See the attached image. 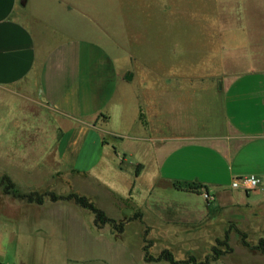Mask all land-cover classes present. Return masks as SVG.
I'll use <instances>...</instances> for the list:
<instances>
[{
  "label": "crops",
  "instance_id": "crops-1",
  "mask_svg": "<svg viewBox=\"0 0 264 264\" xmlns=\"http://www.w3.org/2000/svg\"><path fill=\"white\" fill-rule=\"evenodd\" d=\"M162 1L157 18L162 34L154 48L143 41L140 52L127 50L129 40L139 39L132 29L120 28L140 20L132 8L123 11L119 0H0V170L12 178L14 170L46 168L43 160L55 149L59 162L76 167L72 156L83 138L117 116L107 113L106 105L127 107L129 100H114L120 82L141 79V100L130 102L135 101L142 128L154 134L146 141L154 149L155 186L171 196L144 195L127 218L141 214L142 219L127 224L140 221L150 234L145 209L165 222L164 210L190 214L203 202L209 225L225 224L223 233L243 232L242 222L252 228L255 240L247 241L243 232L251 247L241 243L240 250L264 264V252L255 249L264 245V0H204L209 17L192 34L179 26L180 3ZM124 57L131 65L122 72L118 61ZM137 63L141 69L134 68ZM99 143L104 145L103 138ZM139 164L143 169L136 179L146 168ZM249 175L261 179L256 190L231 187L234 179ZM174 182L206 188L194 193L176 189ZM128 195L139 198L133 190ZM81 217L69 212L59 227L24 223L11 235L0 229V263H9L13 253L9 264H36L32 255L40 243L46 264H137L115 239L85 242L81 234L88 226L101 235L115 234ZM140 246L143 261L150 262L146 245ZM234 254L233 248L210 264H228Z\"/></svg>",
  "mask_w": 264,
  "mask_h": 264
},
{
  "label": "rangeland",
  "instance_id": "rangeland-1",
  "mask_svg": "<svg viewBox=\"0 0 264 264\" xmlns=\"http://www.w3.org/2000/svg\"><path fill=\"white\" fill-rule=\"evenodd\" d=\"M176 1L177 5L180 3L181 7V14L178 16L182 17V24L180 23L179 25L182 28V33L192 31V34L197 29L200 31V25L204 24V20L202 19L209 17L206 13L207 11L204 9V0ZM143 3H146V5H143ZM162 3V0H119V7L123 11L132 8L131 10L136 21L138 22L140 20L138 24H134L133 26H120L122 29H132L133 34H136L139 39L137 43L135 40L133 42L129 40L126 43L127 46L124 41H120L122 48L126 46L128 50L134 47L140 51L141 49L139 48L143 41L150 48L156 47L159 36L162 34L160 30L162 25L157 21L160 13H162ZM129 42L130 44H128ZM106 43L109 45V42ZM119 51H121L120 48ZM156 56L157 54L154 56L150 55L152 59ZM128 63L125 57L120 58L118 65H121L122 72L126 69ZM130 65L131 62L129 63ZM133 66L134 68L140 67L139 69L142 67L141 63L133 64ZM140 83H142L141 79L131 83L120 82L118 93L114 100H129L126 105L127 109L124 107L123 110H118L117 106H114L113 103L106 105L105 110L107 113L111 116L112 114L117 116L109 125L104 122V125L100 129H96L83 138L84 143L82 140L78 146L80 150L75 149V155L74 157L72 156L76 167L68 168L59 162V157L55 149L53 155L52 153H47L48 160H43L44 164L42 166H47L46 168L14 170L15 175L12 178L9 176V178L15 184V187L23 194L54 192L58 196H68L72 193L86 196L89 201L104 210L108 217L115 219L117 222L130 217L133 213L132 203L140 206L142 197L149 195L151 191L153 192L152 195H164V198L170 199L171 195H169L167 190H161L155 186L157 183V166L155 155L153 154L154 149L150 146L152 143L146 141L150 135L154 134L142 128L136 116L137 107L135 101L133 104L130 102V100H137V97L141 100L140 91L142 88ZM109 85H107L108 89L105 93L110 92L109 90L111 88ZM104 90L105 86L103 87ZM117 111L119 115L123 113L125 117H119ZM157 123L161 122L158 121ZM100 138H103V146H100L102 144V142L101 144L99 143ZM47 141L50 144L51 138H47ZM54 141L56 145L57 139ZM50 148L49 145L47 149L50 150ZM139 163H144L146 168L140 178L136 179L135 173L137 164ZM3 173L0 170V177L7 175ZM130 190L138 194L139 198L132 199V197H129ZM206 207L205 203H198L196 212L190 214L177 213L171 208L166 209L163 211L165 222L163 221V217L152 209L149 211L145 209L143 220L148 226L152 227L147 237L149 242H144L146 227L140 221H132L127 224L121 238L116 236L117 233L109 224L104 227L112 230L115 235H112L109 231H104L101 235L95 229L90 230L91 227L89 226L88 233L83 231L81 235H83L85 242L90 241L94 237L103 242L115 239L125 247L128 259L137 264H167L165 262H144L142 248L140 246L141 243L143 246H148V254L154 258L158 257L162 251L168 250L175 260H187L191 256H194L197 261H203L207 255L213 254V247L216 246L217 239H224L225 236V233L222 232L224 231L225 224L221 225L217 222L216 226L209 225V216L206 212ZM141 210H143V207L137 209L135 212L140 213L142 212ZM75 211L81 214L83 222L85 221L86 224L95 226L94 215L89 210L76 205L74 201L52 202L49 197H46L44 203L38 205L29 203L24 199L6 195L2 188H0V229L10 235L12 231L17 230L16 227H20L24 223L28 224L29 222L38 225V227L47 223L59 227L58 225L62 223L65 215H68L69 212L73 214ZM242 223L241 225L245 230L242 229L241 231L248 234L247 241L250 239L252 241L255 240V234L251 231L252 228L246 226L245 222ZM174 228L176 231L180 230V233H175L173 231ZM38 235L45 236L42 233H38ZM55 235L60 236V234L53 233V236ZM151 239L155 242V245L153 241H150ZM241 241V235L239 233L237 235H229V245L234 248L236 254L229 258L227 263L236 264L241 262L244 264H256L257 262L254 259L246 257L247 255L244 251L240 250ZM39 244L34 245L36 250L33 251L32 258H34L36 264H46L45 260L47 257L43 252V245ZM218 249L224 251L225 247L218 246ZM250 250L252 251V249ZM225 255L227 254L221 256ZM13 257V253H11L8 258L9 263L14 262ZM38 261H41V263Z\"/></svg>",
  "mask_w": 264,
  "mask_h": 264
},
{
  "label": "trees",
  "instance_id": "trees-1",
  "mask_svg": "<svg viewBox=\"0 0 264 264\" xmlns=\"http://www.w3.org/2000/svg\"><path fill=\"white\" fill-rule=\"evenodd\" d=\"M142 169H143V164H139L136 168V173H135L136 176L140 174ZM173 185L178 190H186L200 194L202 193L201 190L206 188V186L200 183L183 184L181 182H174ZM0 188H2L3 192L6 195H11L14 198H18V199H24L29 203H35L38 205H42L46 197H49L52 202L74 201L76 205L80 206L81 208L89 210L94 215V224L96 227L103 228L104 226L109 224L113 227V230H115L117 236H121L125 232L126 225L129 221L142 219V215L137 214L133 218L124 219L117 222L115 219L108 217L104 210L97 207L93 202L89 201V199L86 196L78 195L75 193L69 194L68 196H58L54 192H45V193L32 192V193L23 194L15 187V184L7 175H3L0 177ZM238 232L241 235L242 244L250 248L251 245L246 241L247 235L243 232H240L239 230ZM229 234L230 232L227 231L225 233L224 239H217L216 246L213 247V254L207 255L203 261H197V259L194 256H191L187 260H175L173 255L168 250L163 251L158 257L154 258L152 256H149L147 251L148 246L143 247V251L145 252V260L150 262L167 261L171 264H210L213 261H217L221 257V255L233 252V248L229 245ZM147 235H148V228L145 230V236H144L145 242L147 241ZM218 246H224L225 250L224 251L219 250ZM255 249L264 252V245L260 244L259 246L255 247Z\"/></svg>",
  "mask_w": 264,
  "mask_h": 264
},
{
  "label": "built area",
  "instance_id": "built-area-1",
  "mask_svg": "<svg viewBox=\"0 0 264 264\" xmlns=\"http://www.w3.org/2000/svg\"><path fill=\"white\" fill-rule=\"evenodd\" d=\"M261 186V179L256 175H249L233 180L231 187L234 189H243L244 191H253Z\"/></svg>",
  "mask_w": 264,
  "mask_h": 264
}]
</instances>
